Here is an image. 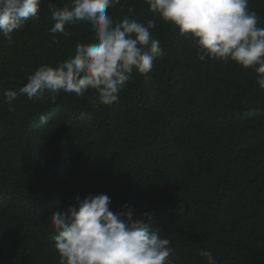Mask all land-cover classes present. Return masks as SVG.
<instances>
[{
    "label": "trees",
    "instance_id": "trees-1",
    "mask_svg": "<svg viewBox=\"0 0 264 264\" xmlns=\"http://www.w3.org/2000/svg\"><path fill=\"white\" fill-rule=\"evenodd\" d=\"M0 36V264H58L50 215L75 197L106 194L110 211L150 213V230L175 249L173 264H264V88L254 69L200 61L191 38L149 11L146 0L108 9L147 24L163 55L146 75L133 72L112 105L47 90L9 104L39 66L55 67L78 43H95L91 25L66 26L52 43V8ZM261 17L264 0H249ZM11 109V110H10Z\"/></svg>",
    "mask_w": 264,
    "mask_h": 264
},
{
    "label": "clouds",
    "instance_id": "clouds-1",
    "mask_svg": "<svg viewBox=\"0 0 264 264\" xmlns=\"http://www.w3.org/2000/svg\"><path fill=\"white\" fill-rule=\"evenodd\" d=\"M46 0H0V36L9 43L12 34L28 20H38ZM120 0H70V6L52 8V43L56 34L68 35L66 26L85 22L95 32V43H78L75 55L55 67L39 66L27 76L18 91L5 90L11 104L18 96L34 99L47 90L51 99L64 93L84 98L91 92L98 105H112L133 72L149 73L163 55L160 41L152 36L155 21L147 24L124 17L114 20L108 9ZM149 11L170 23L180 35L191 38L200 61L235 62L254 69L256 83L264 88V27L261 17L249 8V0H146ZM11 110V109H10ZM106 194L75 197V205L50 215L55 231L58 264H173L175 249L161 238L159 229L150 230L153 217L136 218L131 210L114 214ZM206 264H217L214 255L201 249Z\"/></svg>",
    "mask_w": 264,
    "mask_h": 264
}]
</instances>
